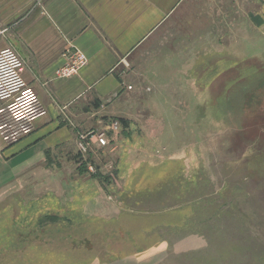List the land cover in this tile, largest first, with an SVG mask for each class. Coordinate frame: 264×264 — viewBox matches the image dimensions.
Masks as SVG:
<instances>
[{
  "label": "rangeland",
  "instance_id": "1",
  "mask_svg": "<svg viewBox=\"0 0 264 264\" xmlns=\"http://www.w3.org/2000/svg\"><path fill=\"white\" fill-rule=\"evenodd\" d=\"M116 70L94 169L64 145L0 196V264H264V0H181Z\"/></svg>",
  "mask_w": 264,
  "mask_h": 264
},
{
  "label": "crops",
  "instance_id": "2",
  "mask_svg": "<svg viewBox=\"0 0 264 264\" xmlns=\"http://www.w3.org/2000/svg\"><path fill=\"white\" fill-rule=\"evenodd\" d=\"M180 1L45 0L42 10L34 8L33 0H0V50L11 46L22 56L23 76L46 107L33 131L19 141L7 143L0 133V196H6L30 166L50 161L62 146L77 149L78 131L101 125L106 116L124 117L116 114L126 93L116 68ZM70 45L87 55L88 64L75 76L60 78L56 71L66 63ZM134 216L118 214L107 226L123 225ZM120 232H109L118 247L112 256L139 258L146 247L134 242L121 251L120 241L133 238L125 229ZM99 256L104 258L103 251H86L83 261L89 264Z\"/></svg>",
  "mask_w": 264,
  "mask_h": 264
},
{
  "label": "built area",
  "instance_id": "3",
  "mask_svg": "<svg viewBox=\"0 0 264 264\" xmlns=\"http://www.w3.org/2000/svg\"><path fill=\"white\" fill-rule=\"evenodd\" d=\"M45 0H33L34 8H43ZM44 10V9H42ZM66 63L56 71L60 78H71L88 64L87 55L78 47L70 45L65 52ZM25 61L11 46L0 50V133L7 143H15L30 134L34 121L46 113L36 89L28 84L23 76ZM114 122L113 128H117ZM109 143L105 130L90 129L78 131L77 154L80 166L93 170L88 157L95 146Z\"/></svg>",
  "mask_w": 264,
  "mask_h": 264
}]
</instances>
